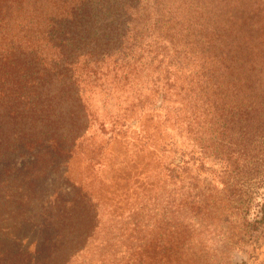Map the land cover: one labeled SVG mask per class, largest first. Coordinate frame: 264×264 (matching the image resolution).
<instances>
[{
	"label": "trees",
	"instance_id": "obj_1",
	"mask_svg": "<svg viewBox=\"0 0 264 264\" xmlns=\"http://www.w3.org/2000/svg\"><path fill=\"white\" fill-rule=\"evenodd\" d=\"M15 4L25 8L7 27ZM168 4L0 0V264H72L94 234L89 193L47 178L85 135L97 95L120 103V119L150 96L161 107L175 90L192 101L187 126L196 129V20ZM257 11L235 14L247 35L256 32ZM207 30L212 153L225 162L218 201L226 203L227 217L243 218L244 241L264 226V78L246 35L235 40L225 27ZM13 154L25 160L11 163ZM131 249L124 264H134ZM176 257L159 242L148 254L151 264Z\"/></svg>",
	"mask_w": 264,
	"mask_h": 264
},
{
	"label": "rangeland",
	"instance_id": "obj_2",
	"mask_svg": "<svg viewBox=\"0 0 264 264\" xmlns=\"http://www.w3.org/2000/svg\"><path fill=\"white\" fill-rule=\"evenodd\" d=\"M166 2L196 20V129L187 126L192 101L175 90L161 107L151 105L150 96L120 119V103L95 97L88 130L68 159H57V173L50 170L47 178L89 193L96 213L97 228L72 264H124L131 246L134 264H151L148 254L157 242L177 252L170 264H264V226L242 241L238 225L243 218L227 217L226 203L218 201L225 162L212 153L213 123L207 114L213 98L212 52L203 43L211 38L208 28L225 27L235 40L246 35L255 46L256 73L264 78V0ZM13 8L7 27H14L12 19L25 7ZM255 10L256 32L247 35L235 14ZM17 159L25 160L13 154L10 162ZM247 217L253 222L254 214ZM127 231L130 239L124 237Z\"/></svg>",
	"mask_w": 264,
	"mask_h": 264
}]
</instances>
